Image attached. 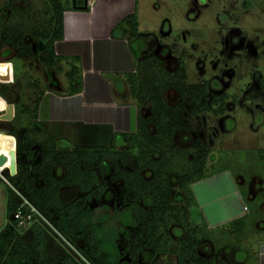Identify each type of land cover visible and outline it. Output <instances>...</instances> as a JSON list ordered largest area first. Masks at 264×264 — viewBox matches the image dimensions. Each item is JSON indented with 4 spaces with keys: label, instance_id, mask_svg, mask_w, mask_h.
Wrapping results in <instances>:
<instances>
[{
    "label": "trees",
    "instance_id": "trees-1",
    "mask_svg": "<svg viewBox=\"0 0 264 264\" xmlns=\"http://www.w3.org/2000/svg\"><path fill=\"white\" fill-rule=\"evenodd\" d=\"M63 1L48 0L53 10L50 28L31 33L34 39L46 40V52L40 61L48 68H54L60 58L55 44L64 39L66 10ZM13 2L9 0L3 8L17 10ZM123 22L131 26L130 37L136 38L139 35L137 16L129 15ZM26 36L22 24L0 23V43L13 47L19 59L36 56ZM5 69V65L0 67V75ZM78 72L74 67L66 74L71 93L81 91L75 85ZM128 80L132 97L139 106L151 103L152 108L150 117L139 115L137 133L122 135L128 141L126 150H119L115 144L61 150L59 142L37 122L39 97L35 109L29 112L33 123L22 137L15 125L17 116L8 123L10 130L0 134V156L5 155L9 159L1 169H6L3 176L10 184L1 179L7 188V222L0 231V264H153L159 255H177L179 264H224L220 255L223 245L233 251L243 249L242 243L249 238L253 222L263 218L257 209L264 201V192L258 197L260 203L249 207V214L221 229L209 231L204 222L192 226L188 212L197 207L192 186L207 178L206 164L210 151L198 137L188 146L176 144L179 133H195L191 123L183 117L187 108L194 117L205 112L222 116L227 112L231 97L220 94L207 103L205 97L209 94V83H188L185 54L178 59L173 71L167 68L163 59L150 56L137 66L136 74L128 76ZM11 90V86L0 90V112L7 109L3 99ZM169 91L179 97L177 105H170L165 98ZM14 150L17 153V175L12 177L9 155ZM255 152L262 154L259 156L264 161V149ZM156 155H160L159 159ZM131 159L135 165L126 168L124 163ZM109 167L112 169L111 182L120 186V198L113 208L130 210L137 224L123 235V249L114 262H109L101 250L96 239L97 226L89 225L82 230L77 217L91 207L103 205L102 200L109 190L104 181ZM59 169L64 170L63 176L57 175ZM228 169L212 171L211 175ZM174 185L180 189L179 195L175 193ZM176 198L179 204L174 203ZM243 198H246L244 193ZM32 208L36 212H32ZM19 209L24 216L32 215L31 222L24 227L15 219ZM173 226L186 231L179 249L172 243ZM203 241L217 242L214 257L199 253ZM143 256L147 257L146 262H143ZM247 260L249 263L251 258Z\"/></svg>",
    "mask_w": 264,
    "mask_h": 264
},
{
    "label": "rangeland",
    "instance_id": "rangeland-1",
    "mask_svg": "<svg viewBox=\"0 0 264 264\" xmlns=\"http://www.w3.org/2000/svg\"><path fill=\"white\" fill-rule=\"evenodd\" d=\"M8 1L0 0V17L2 16L0 23L2 25L22 24L27 32L26 39L33 44L34 50L38 52L36 54L45 52L42 48H46V41L34 39L31 33L37 29L50 28V20L53 17L51 4L48 0H14L13 7L17 10L11 11L3 8ZM82 1L78 0V5ZM138 1L142 36H148L149 32L155 31V40H161L163 47L167 49L166 53L174 59L169 61L170 71H173L177 65L175 59L186 51L188 53L186 57L188 83H209V94L205 97L207 103L220 94H229L232 98H238L237 103L232 98L229 100L227 112L222 116L205 112L198 117H192L187 108L183 117L192 123L195 134L179 133L176 139L177 146H188L196 137L200 138L210 151L206 175L211 174L212 171L230 168L235 173L241 171H245L246 175L254 173L264 180V161L259 156L262 154L255 152L258 149H264V91L262 87L264 0ZM64 4L70 5V0H66ZM71 5L74 6V0H71ZM152 52L163 53L164 49L155 45ZM16 53L13 47L0 43V67L5 65L7 69L0 75V90L7 86L12 87L8 97L3 100L8 106L13 107V118L10 121L2 120L8 115V107L4 112H0V134L4 135L10 130L8 123L17 116L15 125L18 127L19 136L22 137L30 123H33L32 113L29 112L35 109V102L41 88L36 87L35 79L37 76H42L49 80L50 76L49 71H39L40 73L37 71L39 65H42L39 57L32 59V62L36 61L37 73L35 74V71L31 69V58L25 56L19 59ZM57 79L58 87L54 85L55 89L63 90L65 86L68 87L69 83L64 76L58 75ZM165 98L170 105H177L179 102V97L173 91H169ZM136 102L139 105V102ZM139 107H141L142 117L151 116V103ZM153 129L151 126L152 132ZM126 149L127 147L119 150ZM155 157L159 159L160 155ZM132 165H135L132 159L124 163L126 168H131ZM3 172L0 178L3 177ZM111 174L112 169L109 167L106 169L104 178L109 190L102 200L103 205L91 207L77 217L81 222L82 230L89 225L97 226L96 239L100 243L101 250L109 262H114L123 249V235L135 228L137 224L130 210H114L113 204L120 198L118 195L120 186L111 182ZM57 175L63 176L64 170L59 169ZM1 184L7 191L3 181ZM174 188L175 193L179 195L180 189L176 185ZM256 188L255 185L252 186L253 194L250 199L255 193H259L255 191ZM260 201L259 198L255 204L253 202L247 204L252 208L256 207ZM174 203L179 204V199L176 198ZM4 206L3 203L2 209L0 207V223L3 227L6 225L4 222H7ZM261 212L264 214V206ZM189 213L193 222L202 221L196 209L191 208ZM256 222H253V230L243 247L254 261V248L264 243V218L260 223ZM185 235L184 228L172 227L171 238L174 248L179 249L180 241ZM216 243L201 242L199 253L206 257H214ZM221 250V260L224 264L241 262L242 258L239 261L237 254L230 248L223 245ZM142 259L146 262L147 257L143 256ZM154 264H178V256H157Z\"/></svg>",
    "mask_w": 264,
    "mask_h": 264
},
{
    "label": "crops",
    "instance_id": "crops-1",
    "mask_svg": "<svg viewBox=\"0 0 264 264\" xmlns=\"http://www.w3.org/2000/svg\"><path fill=\"white\" fill-rule=\"evenodd\" d=\"M65 1L64 39L55 44L56 54L60 58L54 68L42 64L37 69L38 72L49 71L50 76L49 80L42 76L35 79L36 87H41L38 92L37 122L59 142V148L63 151L75 146L110 147L112 144L124 149L128 141L122 135L137 133L141 114V107L132 97L128 76L136 74L137 66L150 56L164 59L167 66L174 59L166 53L161 40H155V31L142 36L138 0H89L86 9L85 0L78 7L72 6L71 0L67 6ZM132 14L137 16L139 23L136 38L130 37L131 26L123 22L125 17ZM155 45L161 46L164 52L153 53ZM42 50L46 52L45 47ZM45 52L36 54L35 58L40 59ZM32 59L31 69L36 74V61L32 62ZM74 67L79 70L75 85L81 91L71 93L70 84L63 90L55 89V86L58 87V75L67 80L66 74ZM1 182L0 178V207L4 203L6 210L7 191ZM254 185L259 193L250 199ZM192 191L197 202L194 210L199 212L202 221L193 222L189 210L190 224L197 226L204 222L208 230L213 231L249 214L247 203H254L264 192V180L254 173L246 175L245 171L235 173L228 169L220 174L207 175L206 179L192 186ZM243 193L246 198H243ZM263 206L264 201L259 204L257 213L264 218L261 212ZM2 228L3 224L0 223V230ZM245 242L242 243L243 247ZM253 251L255 261L249 263L246 249L233 252L239 261L242 258L238 264H264V243Z\"/></svg>",
    "mask_w": 264,
    "mask_h": 264
},
{
    "label": "water",
    "instance_id": "water-1",
    "mask_svg": "<svg viewBox=\"0 0 264 264\" xmlns=\"http://www.w3.org/2000/svg\"><path fill=\"white\" fill-rule=\"evenodd\" d=\"M89 0H85V5H84V9L87 8ZM74 7H76V0H74ZM7 71V69H6ZM8 115H6L5 117L2 118V120L5 121H10L13 118V107L12 106H8V111H7ZM10 175L12 177L17 175V153L16 150L11 151L10 152ZM9 161L8 157L5 155H1L0 156V167H3L5 165V163Z\"/></svg>",
    "mask_w": 264,
    "mask_h": 264
},
{
    "label": "built area",
    "instance_id": "built-area-1",
    "mask_svg": "<svg viewBox=\"0 0 264 264\" xmlns=\"http://www.w3.org/2000/svg\"><path fill=\"white\" fill-rule=\"evenodd\" d=\"M3 170L0 167V174L3 172ZM1 178L3 179L4 182H6L8 185H10L9 182L6 180V178L4 176L1 177ZM25 204H28V202H25ZM30 207H32V206H30ZM32 212H36V210L34 208H32ZM15 219L19 220V225L21 227H24V226L28 225L31 222L32 215L29 214L27 216H24L23 213H22V210L19 209L18 212L15 214Z\"/></svg>",
    "mask_w": 264,
    "mask_h": 264
},
{
    "label": "flooded vegetation",
    "instance_id": "flooded-vegetation-1",
    "mask_svg": "<svg viewBox=\"0 0 264 264\" xmlns=\"http://www.w3.org/2000/svg\"><path fill=\"white\" fill-rule=\"evenodd\" d=\"M184 52H186V51H183L179 56H178V58L177 59H175V62H177L178 61V59L183 55V54H185V64H186V57H187V55H188V53L186 52V53H184ZM160 58V57H159ZM162 59V58H161ZM164 60V59H163ZM165 61V60H164ZM166 62V61H165ZM166 64H167V62H166ZM177 66V65H176ZM167 68H168V66H167ZM169 69V68H168ZM186 73H187V65H186ZM262 87H263V91H264V78L262 79ZM229 95V94H228ZM230 96V95H229ZM231 97V96H230ZM232 98V97H231ZM230 98V99H231ZM233 99V101L234 102H236L237 103V101H238V98H236V97H234V98H232ZM229 102V101H228ZM192 117H194V116H192ZM198 117V116H197ZM191 125H192V123H191ZM193 126V125H192ZM195 134V133H194ZM204 143V142H203ZM205 144V143H204ZM205 146H206V144H205ZM207 147V146H206ZM208 148V147H207Z\"/></svg>",
    "mask_w": 264,
    "mask_h": 264
},
{
    "label": "bare ground",
    "instance_id": "bare-ground-1",
    "mask_svg": "<svg viewBox=\"0 0 264 264\" xmlns=\"http://www.w3.org/2000/svg\"><path fill=\"white\" fill-rule=\"evenodd\" d=\"M3 170V169H2Z\"/></svg>",
    "mask_w": 264,
    "mask_h": 264
}]
</instances>
